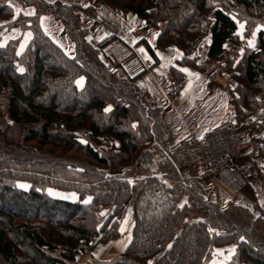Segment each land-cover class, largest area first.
I'll return each mask as SVG.
<instances>
[{"label":"trees","instance_id":"trees-1","mask_svg":"<svg viewBox=\"0 0 264 264\" xmlns=\"http://www.w3.org/2000/svg\"><path fill=\"white\" fill-rule=\"evenodd\" d=\"M12 1L34 7V14ZM102 1L158 27V44L179 47L180 63L193 66L189 55L212 11L211 58L237 35L234 12L248 30L264 19V0ZM46 16L60 19L74 55L45 31ZM89 33L68 1L0 0V264H209L229 251L225 264H264V217L244 204L207 198L200 183L205 180H183L172 162L159 164L167 158L163 154L153 170L135 165L150 142L167 139L165 120L134 78L102 57L115 36L95 42ZM141 42L157 59L149 41ZM237 70L229 89L234 115H260L253 162L264 191V27ZM171 72L176 80L184 78L176 66ZM82 126L90 127L87 136L75 131ZM87 197L92 199L85 203ZM129 203L132 237L123 254L104 260L91 253L97 237L107 242L120 235Z\"/></svg>","mask_w":264,"mask_h":264},{"label":"crops","instance_id":"crops-1","mask_svg":"<svg viewBox=\"0 0 264 264\" xmlns=\"http://www.w3.org/2000/svg\"><path fill=\"white\" fill-rule=\"evenodd\" d=\"M79 1L78 5L76 3V8L81 13L84 26L89 29V38L91 40L98 42L107 36H115L103 48L102 57L106 58L108 56L109 60L116 62L121 75L134 78L135 83L146 92L151 104L160 109L161 115L166 123L167 139L178 140L190 132L200 133L208 127L234 121V107L229 92L231 88L230 80L228 77H226L228 78L226 80L225 76L219 75L218 70L212 68V66L208 70L206 65L208 60L205 59L204 65L202 59L197 57L196 62L198 67L190 63L181 64L180 60L184 57L182 50L175 45H159L157 42V31L135 13L102 2L101 0H96L97 13H93L87 7L89 6L87 4L90 2L89 0ZM73 2L75 4V1ZM49 17L53 20H49ZM44 18L42 23L44 28L47 29V32L52 29L54 23L59 24L60 27L63 25L58 19H54L52 16H46ZM64 36L66 37L67 34L65 33ZM143 38L147 39L153 46L156 55L157 52L160 53V55H157V59L152 56L146 46L141 42ZM210 40L211 34L209 41L204 45L203 49L206 57L209 56L208 45ZM195 55L197 54L195 53ZM193 59L195 58L193 57ZM172 66H176L184 73L182 80H176L173 77L171 72ZM185 68L189 71H183ZM190 81L191 83H189ZM75 131L80 135L87 136L90 132V127L82 126ZM242 166L247 169L251 183L249 163L244 162ZM150 168L153 170L152 166ZM190 170H193L194 174H186V176L198 180L201 179L197 168L191 167L188 169V172H191ZM183 177V180L189 179L185 176ZM208 178H212V180L210 179L211 181L219 183L221 187L227 190L237 192V190L232 188L219 176H211ZM208 178H202V180L207 181ZM206 190L210 192L213 200L222 205L228 203L227 200H224L223 194L217 186H207ZM253 192L259 205L255 213L264 217V203H262L264 202V191L260 188L257 192L253 189ZM243 203L250 205L253 202L250 199H245ZM132 221V215L129 214L122 226L120 224V235L125 231L126 227L128 228L129 222V229L131 231ZM122 227L124 229L123 231H121ZM116 238L103 243L96 253L91 251L90 246L91 253L103 259V254L114 244ZM213 257L217 256L214 255ZM215 259H219V257Z\"/></svg>","mask_w":264,"mask_h":264},{"label":"rangeland","instance_id":"rangeland-1","mask_svg":"<svg viewBox=\"0 0 264 264\" xmlns=\"http://www.w3.org/2000/svg\"><path fill=\"white\" fill-rule=\"evenodd\" d=\"M65 1H68V2L73 3V4H74L73 1H75V6H76V3L78 5V2H80L79 0H65ZM89 1L90 2L87 3L89 5V6H87L88 9L93 13H95V12L97 13V1L96 0H89ZM102 2H105V1H102ZM105 3H107V2H105ZM12 4L14 6H16L18 10L21 9V11H23L26 14L35 12V8L32 6L21 7L20 4L14 2V1H12ZM108 4H111V3H108ZM111 5H114V4H111ZM114 6H116V5H114ZM233 16L236 18V20L238 22L237 35L235 38H232L231 40H229L226 43V47H225L224 51L222 52V54H220L216 58H211L209 56L206 57V53L203 52L204 45L209 41V36L211 34V26H212V22L214 19V11H212L209 14V20L203 24L202 33L197 38V40L194 44V48L192 49V51L189 55L191 59H193V57H194L195 58L194 60H196L197 57L201 58L203 61V64H204L205 59L208 60V63H206L207 69L209 70L210 66H212V68H214V69H217L218 70L217 72L219 75L225 76L226 80L229 78L230 86H232V87L234 86V83L236 81L234 75L236 73L237 74L239 73V71L237 70V65L241 62L245 52H247L249 49L256 48V46H257V32L260 28H262L261 26H264V24L262 25V20L264 21V19H262V17H261V19L254 25L255 27H253L251 30H248L247 29V22L240 15V13L234 12ZM52 17L54 19H58L60 21V19L58 17H56V16H52ZM49 20H53V19L51 17H49ZM60 23H61V21H60ZM241 24H243L242 29H240ZM149 25L153 29H155L157 31V34H158V31H159L158 27H155L151 24H149ZM159 25L162 26V22H160ZM254 32H255V36H253ZM48 33L61 44V46L65 49V51L68 54H71V55L75 54V48L73 46L72 40L70 39V37L68 35L66 37L64 36L66 31H65L63 25H62V27H60L59 24L54 23L52 29H50V31ZM249 40L253 41L252 45H249V43H248ZM195 53L197 55L194 56ZM114 63H116V62H114ZM230 64H232V65H230ZM195 67H198V64ZM226 77H228V78H226ZM259 102H260L259 103V111H261V109H262V97H259ZM259 116H260L259 113H256L255 115H252L251 117H245V118L234 117L235 120L238 121V130L242 134V137L248 143V147L245 149L243 156L240 158V164L242 165L244 162L249 163V169H250V173H251V181L252 182L250 183V181H249V184L246 187H244L243 189L236 192V191L227 190L226 188L221 187L219 183H217L215 181H211L212 178H208L207 181H203V182L200 181V183L203 186L202 190L206 194L207 198L213 200V198L210 195V192L206 190V187L207 186L210 187L212 185L214 187L217 186L219 191L223 194L224 200H227L228 203L234 202L237 204L240 203V204L246 205L245 203H243L245 201V199L252 200L253 203L250 205H246V206L251 208L252 211H254V213L259 208V205H258L256 196L253 192V189H255L256 192H257V190H260V188L262 189V183H261V180L258 176V172L256 171L257 168L255 166V163L253 162L254 159H256V157L259 156L257 154H258L259 144H260L259 142H260L261 138H258L260 136V134H259L260 131H258L257 126H256L257 121L259 120ZM163 140H165V139H160L159 142H161ZM147 147H148V145L146 147H144L143 149H145ZM139 153L137 154V156L139 155ZM258 158H260L259 160H257L259 162L258 165L260 168H262V159H261V157H258ZM169 160H170L169 158L162 157L159 164L162 163L161 166H164V165H166V163L172 162L171 160L170 161ZM173 166H175V165H173ZM175 168L181 173L182 177L185 176L186 178H189V176H186V174H188V175L194 174L193 170H190L191 172H188V169L179 170L176 166H175ZM142 172H147V171L143 170ZM189 179H194V178L190 177ZM203 179H206V178H203ZM195 180H198V179H195ZM213 182H215V183H213ZM24 184H26V183H24ZM52 190H53V192L51 193L52 195L60 196V197L62 196V192H60L59 190H56V189H52ZM66 197H70V196L68 195ZM129 214L132 215V220H133L131 203H129L126 206L124 216L122 217L121 222H120L121 226L124 223V220L129 216ZM128 225H129L128 228L127 227L125 228V231L115 239L114 244L111 247H109L107 249V251L103 254V256H102L103 259H110V258L114 257L115 255L123 254V252L125 251V248L127 247L129 242L131 241V239H129V236L132 237L131 231L129 229L130 222L128 223ZM103 243H105V242L101 239V236L97 237L91 245V251L96 253L98 251V249L100 248V246L103 245ZM215 256L219 257V259H215L217 257H212L209 264H225L230 259L231 252L230 251L229 252H220L218 255L216 254Z\"/></svg>","mask_w":264,"mask_h":264},{"label":"built area","instance_id":"built-area-1","mask_svg":"<svg viewBox=\"0 0 264 264\" xmlns=\"http://www.w3.org/2000/svg\"><path fill=\"white\" fill-rule=\"evenodd\" d=\"M208 131L190 132L178 140L152 141L136 159L138 168H150L163 154L179 170L195 167L201 178L219 176L239 191L249 183L247 169L240 158L248 147L238 130V121L208 127ZM202 136L203 138H198Z\"/></svg>","mask_w":264,"mask_h":264},{"label":"snow or ice","instance_id":"snow-or-ice-1","mask_svg":"<svg viewBox=\"0 0 264 264\" xmlns=\"http://www.w3.org/2000/svg\"><path fill=\"white\" fill-rule=\"evenodd\" d=\"M29 15H31V14H34V12L33 13H28ZM13 18H15V17H13ZM45 18L44 17H41V20L43 21ZM43 26V25H42ZM261 27H264V26H261ZM243 28V24H241L240 25V29H242ZM45 31L47 32V29L45 28ZM253 36H255V32L253 33ZM31 37V33L29 32V33H27L26 34V39L27 38H30ZM248 43H249V45H252L253 44V41L252 40H249L248 41ZM23 48H24V44L22 43L21 45H20V50L17 52V55H19L20 54V51H22L23 50ZM141 51H143V49H141ZM157 55H160V53L159 52H157ZM17 71H19V72H23L24 71V68L23 67H21V66H18L17 67ZM183 71H185V72H188L189 70L188 69H183ZM195 75H198V74H195ZM84 80V77H80L79 78V80L77 81V83L78 84H81L82 83V81ZM189 83H191V81L189 82ZM111 105H108L105 109H104V111L105 112H107V111H109L110 109H111ZM9 123H11V121H9ZM133 127H135V124L133 125ZM205 131H208L207 129H205ZM198 138H203L202 136H200V137H198ZM82 143H87V141H82ZM19 187H21V188H27L28 187V185L27 184H24V183H21V184H19L18 185ZM48 191H49V193L51 194L52 192H53V190L52 189H48ZM75 193H73L72 194V196H73V198H75ZM92 198L91 197H87L86 199H85V203H87V202H89L90 200H91ZM186 202V201H185ZM262 203H264V202H262ZM127 219V218H126ZM124 229H123V227L121 228V231H123ZM129 239H131V237L129 236ZM244 239V237H241V240H243ZM171 245H169V247H170ZM149 264H151V261H149Z\"/></svg>","mask_w":264,"mask_h":264}]
</instances>
